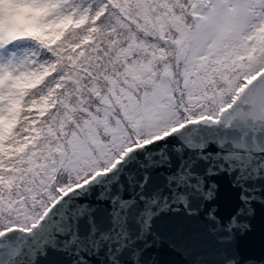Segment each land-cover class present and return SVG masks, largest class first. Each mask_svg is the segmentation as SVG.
Segmentation results:
<instances>
[{"label": "snow or ice", "instance_id": "snow-or-ice-1", "mask_svg": "<svg viewBox=\"0 0 264 264\" xmlns=\"http://www.w3.org/2000/svg\"><path fill=\"white\" fill-rule=\"evenodd\" d=\"M222 174L227 242L264 203V0H0V264H140Z\"/></svg>", "mask_w": 264, "mask_h": 264}, {"label": "water", "instance_id": "water-1", "mask_svg": "<svg viewBox=\"0 0 264 264\" xmlns=\"http://www.w3.org/2000/svg\"><path fill=\"white\" fill-rule=\"evenodd\" d=\"M213 179L218 185L215 199L196 202L202 204L198 216L162 215L156 221L154 231L161 239L143 251L140 264H222L223 253L234 257L238 264H264V203H253L252 214L239 216L240 226L233 229L230 240L220 242L221 234L209 231L205 213L212 210L226 223L242 205L240 190L232 187L231 177L222 174ZM63 259L50 252L40 264H62Z\"/></svg>", "mask_w": 264, "mask_h": 264}]
</instances>
